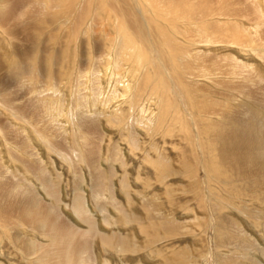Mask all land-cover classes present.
<instances>
[{"label": "rangeland", "instance_id": "obj_1", "mask_svg": "<svg viewBox=\"0 0 264 264\" xmlns=\"http://www.w3.org/2000/svg\"><path fill=\"white\" fill-rule=\"evenodd\" d=\"M127 1L113 66L0 29V264H264V0Z\"/></svg>", "mask_w": 264, "mask_h": 264}, {"label": "bare ground", "instance_id": "obj_2", "mask_svg": "<svg viewBox=\"0 0 264 264\" xmlns=\"http://www.w3.org/2000/svg\"><path fill=\"white\" fill-rule=\"evenodd\" d=\"M163 3L153 5L157 17L162 18L168 14L176 15L177 18L184 16L189 23L199 26L198 20L192 18L195 0H164ZM125 5L131 14L139 13L140 3L128 0ZM100 12L106 16L103 22L97 16ZM206 24L202 22L201 27L204 28ZM141 25L125 19V11L117 0H0V29L13 36L19 30L26 34L24 45L30 51L28 59H33L37 50L60 42L61 34L84 31L92 40H97L98 35L99 39L102 38L104 49L109 47L113 51L111 65H117L124 58L128 60L126 49L136 50L137 44L132 43L129 31L136 27L143 28ZM98 26L102 30L96 31L95 27ZM10 44L15 46L16 43L12 41ZM139 52L137 54L142 56ZM61 54L51 57L52 62H59ZM11 68L19 72L20 65H12ZM79 105L83 106V103ZM81 203L75 207L80 215L84 209Z\"/></svg>", "mask_w": 264, "mask_h": 264}]
</instances>
